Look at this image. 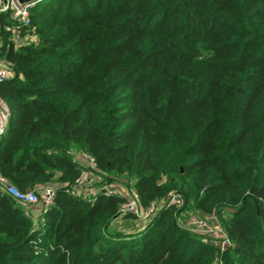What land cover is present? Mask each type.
Returning a JSON list of instances; mask_svg holds the SVG:
<instances>
[{
  "label": "trees",
  "instance_id": "1",
  "mask_svg": "<svg viewBox=\"0 0 264 264\" xmlns=\"http://www.w3.org/2000/svg\"><path fill=\"white\" fill-rule=\"evenodd\" d=\"M29 20L18 44L0 13V175L55 195L0 189V264H264V0H37ZM73 152L94 187L155 202L151 220L120 216L123 195L71 194ZM192 212L228 243L188 229Z\"/></svg>",
  "mask_w": 264,
  "mask_h": 264
},
{
  "label": "built area",
  "instance_id": "2",
  "mask_svg": "<svg viewBox=\"0 0 264 264\" xmlns=\"http://www.w3.org/2000/svg\"><path fill=\"white\" fill-rule=\"evenodd\" d=\"M33 4V2L19 3L17 0H0V13L8 14L10 21H13V23L6 24L4 26V30L11 34L12 39L15 43H23L26 39L20 37V32L23 29H28L29 27H31V23L29 20V9ZM31 32L34 33V27H31ZM10 77L11 73L9 72V70L0 64V84L8 80ZM11 116L12 112L10 108L0 97V139L7 130L8 121ZM77 159L78 160L74 159V161L82 167V171L80 176L75 180L72 188L69 190V192L74 195H80L79 189L86 178L88 180L91 178L90 170L95 165L93 159L89 156H79L77 157ZM107 185L102 184L100 187H105L99 193H102L106 196L123 195L125 197V201L119 209L120 216L129 214L137 219H143L144 224L148 223L151 220L156 210L155 202L151 203L146 209H141L139 205L138 193L135 189L132 188V186L128 187L123 182L109 184V186L106 187ZM0 189L5 193L10 194L12 197L19 199L29 205L42 202L44 208L48 207L52 203L55 195V189L52 186H42L26 193H20L16 189L11 187L6 179L1 175ZM99 193L91 192L93 196H96ZM167 197V202H165L166 205L182 204L181 197L175 192H169ZM208 219L209 218L201 217L192 212L188 214L187 219L185 220V226L192 231H196L198 233H201L203 236H206L207 234L209 235L208 232L212 230L209 225ZM217 228H219L222 233V239L219 242V244L222 246L228 243V239L219 225H217Z\"/></svg>",
  "mask_w": 264,
  "mask_h": 264
},
{
  "label": "rangeland",
  "instance_id": "3",
  "mask_svg": "<svg viewBox=\"0 0 264 264\" xmlns=\"http://www.w3.org/2000/svg\"><path fill=\"white\" fill-rule=\"evenodd\" d=\"M13 118H14V115L12 114V116H11V118L9 119V121H8V127H7V129H9L10 127H11V124H12V122H13ZM74 153V152H73ZM74 159L75 160H78L77 159V155L74 153ZM116 183H119V182H116ZM108 184V185H107ZM112 184H114V183H112ZM104 185H107L106 187H108L109 186V183H105ZM105 186H103V187H94V183H93V181H91V179H85V181H84V183L81 185V187H80V189H79V193H80V195H85V194H87V193H93V192H97V193H99L100 191H102V189L104 188ZM38 211H35V212H33V213H37ZM137 219V218H136ZM187 218H185V220H186ZM209 220V225H210V227L212 228V230H210L208 233H209V235L207 234L206 236H204V237H207L210 241H217V242H220V240L222 239V233H221V230H219V228H217V225H219L218 224V222H217V219H215L214 217H211L210 219H208ZM124 222H117V223H114L113 224V227H115L116 229H121V227H122V225L125 227V230L126 231H128V230H130V228H127L126 226H128L129 225V223L128 224H123ZM141 224H143L144 225V221H143V219H137V221L135 222V225L137 226V227H140L139 225H141Z\"/></svg>",
  "mask_w": 264,
  "mask_h": 264
},
{
  "label": "water",
  "instance_id": "4",
  "mask_svg": "<svg viewBox=\"0 0 264 264\" xmlns=\"http://www.w3.org/2000/svg\"><path fill=\"white\" fill-rule=\"evenodd\" d=\"M19 3H30L33 2L35 3L37 0H17Z\"/></svg>",
  "mask_w": 264,
  "mask_h": 264
},
{
  "label": "crops",
  "instance_id": "5",
  "mask_svg": "<svg viewBox=\"0 0 264 264\" xmlns=\"http://www.w3.org/2000/svg\"><path fill=\"white\" fill-rule=\"evenodd\" d=\"M36 211H38V212H39V209H36ZM34 212H35V211H34ZM38 212H37V213H38Z\"/></svg>",
  "mask_w": 264,
  "mask_h": 264
}]
</instances>
